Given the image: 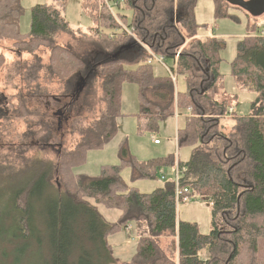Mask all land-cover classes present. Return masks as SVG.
I'll use <instances>...</instances> for the list:
<instances>
[{
	"label": "trees",
	"instance_id": "trees-1",
	"mask_svg": "<svg viewBox=\"0 0 264 264\" xmlns=\"http://www.w3.org/2000/svg\"><path fill=\"white\" fill-rule=\"evenodd\" d=\"M20 1L0 0V41L15 42L21 52L46 47L53 54L52 66L58 53L59 61L68 66L61 65L56 72L68 73L66 77L88 74L89 64L58 44L61 35H76L64 17L65 0L35 6L27 35L19 30ZM214 1L218 16H228L234 6L231 0ZM196 2L86 1L95 27L84 38L115 56L96 64L105 107L97 120L80 130L75 149L61 152L57 160L0 161V202L8 199L7 207L0 208V224L10 229L12 243L46 240L47 264H264V38L253 36L239 43L232 73L257 98L249 115L237 116L235 111L233 127L226 133L223 121L233 105L222 99L220 66L227 45L215 35L198 37ZM178 53L177 74L187 86L182 93L170 76L154 77L150 64L153 55L175 62ZM4 63L0 55V69ZM126 81L140 86L141 120L151 132L177 111L192 109L193 117L178 130L179 147L193 149L190 160L181 163L188 169L181 186L191 190V197L210 200L209 234H202L196 223L178 221L173 180L143 194L129 189L122 179L126 166L135 180L156 178L159 169L175 166L174 156L142 163L122 148L121 164L104 166L99 177L75 174L89 150L116 136ZM56 183L65 188L61 197L48 195ZM98 205L121 210L119 221L106 223ZM130 222L136 223L140 238L135 258L125 263L114 257L108 236ZM206 249L209 258L202 260L200 253Z\"/></svg>",
	"mask_w": 264,
	"mask_h": 264
},
{
	"label": "rangeland",
	"instance_id": "rangeland-1",
	"mask_svg": "<svg viewBox=\"0 0 264 264\" xmlns=\"http://www.w3.org/2000/svg\"><path fill=\"white\" fill-rule=\"evenodd\" d=\"M86 1L65 0L64 17L76 35H61L58 44L70 47L88 63V74L78 72L66 77L68 73L61 75L56 72L63 65L58 59V53L54 60L55 66H52L53 54L46 47H40L33 52H21L14 46L15 42L0 41V55L5 57V63L0 69V161L14 159L24 163L32 158L57 160L61 152L75 149L81 140L80 130L90 126L104 110L101 79L96 64L115 56L105 53L96 43L84 38L83 34H88L95 27L93 18L85 9ZM20 2L23 14L19 21V30L27 35L31 32L32 9L37 5L53 4L54 0ZM227 14L226 17L217 15L214 0H197L194 7V15L199 25L198 34H215L227 45L221 53L222 99L232 101L237 116H247L257 94L241 87L232 73V66L240 41L253 36L261 37V31H264V13L257 16L244 8L233 6ZM67 66L65 63L63 69ZM75 66L80 68L81 62L75 63ZM152 67L154 77L165 78L170 76L168 68H174V62L166 59L165 65H162L153 61ZM126 68L134 70L136 66L126 65ZM82 82L84 84L80 94H75ZM186 87L184 78L178 76L176 91L185 92ZM141 108L139 84L124 82L116 136L103 147L89 150L85 163L74 169L75 174L99 177L104 166L121 164L122 148H126L129 155L142 163L169 156H174L176 162L187 163L193 149L188 146L179 147L178 130L185 127L188 112L177 111L176 116L161 120L158 130L151 132L149 126L141 120ZM26 110L29 112L25 114ZM59 110L64 115H57ZM232 117L234 115L227 116L223 121L227 128L226 133L233 127ZM155 139L159 141L158 144ZM162 169L165 171V178L159 169L156 178L135 180L133 170L126 166L122 179L129 189L150 194L174 179L173 167ZM58 181H61L59 177L56 179L57 183ZM57 183L48 195L61 197L65 194V188ZM7 201L5 197L0 202V208L7 207ZM97 207L104 221L109 224L117 223L122 215L119 209H108L104 205ZM177 218L180 222L196 223L202 234H209L212 230L210 200L193 196L190 203L178 205ZM41 235L45 237L44 230ZM10 238V229L6 224H0V264H47L50 261L46 240L41 243L37 240L30 243H12ZM139 238L140 233L134 222L110 234L108 241L113 248L114 257L121 262H131L137 254ZM200 256L202 260H207L209 251H202Z\"/></svg>",
	"mask_w": 264,
	"mask_h": 264
},
{
	"label": "built area",
	"instance_id": "built-area-1",
	"mask_svg": "<svg viewBox=\"0 0 264 264\" xmlns=\"http://www.w3.org/2000/svg\"><path fill=\"white\" fill-rule=\"evenodd\" d=\"M111 10H113V6H110ZM128 32H130V30H127ZM261 37L264 38V31H261ZM111 38H115L114 35L111 36ZM179 53L176 57V60L174 62V68H168L169 72H170V77L173 80L174 83L177 82V60L179 58ZM165 58L162 56H152V59L150 61V64H152L153 61H156L162 65H165ZM227 116H232L235 113V108L233 106H230L227 108ZM193 111L192 109H189L188 113H187V119H191L193 117ZM155 143L158 144L159 141L155 139ZM187 167L183 166L181 164V162L177 161L175 163V166L173 167V175H174V183H175V195H176V203H177V207L180 204H188L191 202V196L190 195V189L189 188H183L181 186V180L184 178L185 173L187 172ZM161 174H163V178H165V171L164 169H161ZM128 232H130V229H128Z\"/></svg>",
	"mask_w": 264,
	"mask_h": 264
},
{
	"label": "water",
	"instance_id": "water-1",
	"mask_svg": "<svg viewBox=\"0 0 264 264\" xmlns=\"http://www.w3.org/2000/svg\"><path fill=\"white\" fill-rule=\"evenodd\" d=\"M231 4L237 7L244 8L254 15H261L264 13V0H231Z\"/></svg>",
	"mask_w": 264,
	"mask_h": 264
},
{
	"label": "flooded vegetation",
	"instance_id": "flooded-vegetation-1",
	"mask_svg": "<svg viewBox=\"0 0 264 264\" xmlns=\"http://www.w3.org/2000/svg\"><path fill=\"white\" fill-rule=\"evenodd\" d=\"M83 84H84L83 82L80 83V85L77 87V92H75V94H78V95L80 94ZM57 115L62 116L64 115V112L59 110Z\"/></svg>",
	"mask_w": 264,
	"mask_h": 264
},
{
	"label": "crops",
	"instance_id": "crops-1",
	"mask_svg": "<svg viewBox=\"0 0 264 264\" xmlns=\"http://www.w3.org/2000/svg\"><path fill=\"white\" fill-rule=\"evenodd\" d=\"M215 35V34H214ZM216 36V35H215ZM200 39H206V38H208V37H210V35H199L198 36ZM218 37V36H217ZM220 38V37H219ZM220 40H222L221 38H220Z\"/></svg>",
	"mask_w": 264,
	"mask_h": 264
},
{
	"label": "bare ground",
	"instance_id": "bare-ground-1",
	"mask_svg": "<svg viewBox=\"0 0 264 264\" xmlns=\"http://www.w3.org/2000/svg\"><path fill=\"white\" fill-rule=\"evenodd\" d=\"M163 57V56H162ZM175 197H176V195H175Z\"/></svg>",
	"mask_w": 264,
	"mask_h": 264
}]
</instances>
